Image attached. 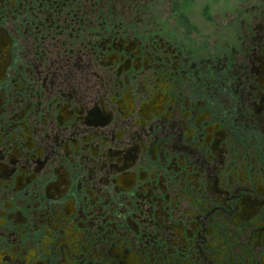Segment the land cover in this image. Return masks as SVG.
I'll return each instance as SVG.
<instances>
[{
	"label": "flooded vegetation",
	"instance_id": "flooded-vegetation-1",
	"mask_svg": "<svg viewBox=\"0 0 264 264\" xmlns=\"http://www.w3.org/2000/svg\"><path fill=\"white\" fill-rule=\"evenodd\" d=\"M0 264H264V0H0Z\"/></svg>",
	"mask_w": 264,
	"mask_h": 264
}]
</instances>
